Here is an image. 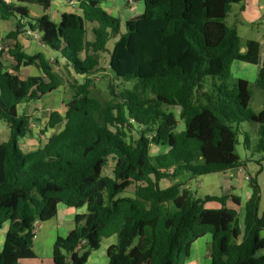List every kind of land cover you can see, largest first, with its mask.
Wrapping results in <instances>:
<instances>
[{
  "label": "trees",
  "instance_id": "1",
  "mask_svg": "<svg viewBox=\"0 0 264 264\" xmlns=\"http://www.w3.org/2000/svg\"><path fill=\"white\" fill-rule=\"evenodd\" d=\"M65 1L77 3L82 15L64 14L58 26L47 15L29 19L24 6L47 10L51 0L0 1V19L17 21L6 38L15 41L8 51L14 70L36 65L49 80H22L8 71L0 53V121L10 129L9 141L0 144V230L8 225L0 264L33 259L36 225L54 219L60 204L86 207L87 213L76 215L74 229L56 240L53 264H86L112 236L117 244L108 249L109 264H184L192 245L206 235L212 236L211 264H264V212L256 179L250 182L243 228L237 210L226 206L229 199L239 206L238 198L199 200L181 191V184L160 185L168 178L194 179L244 166L236 146L245 122L258 126L252 151L260 155L259 166L264 162V108L257 114L249 108L252 87L264 92V62L254 84L232 75L235 61L259 64L260 45L242 43L226 22L233 5L246 0H143V14L127 21L124 34L119 20L100 7L105 0ZM87 22L98 24L90 44ZM27 31L38 33L87 83L77 88L65 119L52 115L49 127L63 123V130L25 155L18 142L30 121L17 108L59 87L42 54L23 52L18 38ZM114 37L119 39L110 71L115 81L135 85L119 92L109 86L111 101L102 104L86 84ZM172 108L179 110L183 131L176 132ZM133 127L139 137L127 140ZM243 135L245 149L251 150L249 135ZM152 144L166 147V153L151 156ZM110 160L113 177L104 175ZM132 185L133 197L118 198ZM208 202L221 208L207 209Z\"/></svg>",
  "mask_w": 264,
  "mask_h": 264
},
{
  "label": "crops",
  "instance_id": "2",
  "mask_svg": "<svg viewBox=\"0 0 264 264\" xmlns=\"http://www.w3.org/2000/svg\"><path fill=\"white\" fill-rule=\"evenodd\" d=\"M100 7L107 14L119 20L121 34H124L126 32L127 21L142 15L145 10L143 0H133V3H130L129 0H105L100 4ZM26 9L30 17L38 18L47 15L54 24L57 23L58 25L60 24L62 16L64 14L82 15V11L79 9L77 3L67 2L65 0H51L50 7L47 10L43 9L44 12L42 15H37V13L31 11L29 7H26ZM16 22L17 21L15 18H10L5 21L0 19V47L4 52V61L6 68L10 73L18 75L22 80H26L30 77H42L45 79V81L49 82L39 66H20L18 70H14V66L16 65V63L12 58L8 56V51L15 44V41L7 40L6 38L9 33L15 31ZM226 22L229 27H233L237 30L238 36L242 43H245L247 41H256L260 45L258 65H250L240 61H235L232 64V71L236 80L243 79L249 82H255L257 74L264 62V37H260L261 33L259 26H263L261 23H264V0H246L233 5ZM97 27V23H86V41L89 44L95 41L93 30ZM112 39L114 40L112 48L110 49L108 47V44L111 40L110 39L106 45V51L99 54L100 65L98 70L91 76H97L100 73L111 72L109 62L108 65H102V58L105 54H108L110 61V54L114 48V44L119 39V37H114ZM18 42L21 44L23 52L26 55L34 56L37 54H42L48 65L53 68L54 75L59 81V87L55 91L41 97L37 101H24L17 108L18 115L27 116L30 121L29 132L18 142L19 149L23 154L27 155L45 147L51 137L59 134L63 130V123L55 126L54 128L49 127L51 117L54 113H57L62 119H65L68 105L71 101L67 93V78H69L68 75H75L76 79H80L82 76L76 75L73 70L69 66H67L65 60L61 59L58 53L48 48L41 41V38L39 40H35L32 36L24 33L19 36ZM244 49V52H246V48H242V50ZM82 56H85V54H82ZM176 111L179 115V110L177 109ZM183 130L184 126L180 131ZM9 139L10 129L5 122L0 121V144L7 143ZM242 167L244 168V171H240L239 168H235L223 172L226 180L224 183V193H222V195H212L204 197V199L206 197L231 196L238 198L240 200L239 206H234L230 199L226 202V206L227 208H234L235 210H237L240 222H244L245 205L253 193L250 182L252 179H256L257 181V175L261 174L263 171L262 165L259 166L256 160L252 159H250V161ZM247 175L250 176V181L246 180ZM178 178L188 180L191 183L193 182V179H188L187 177ZM199 178L196 179L199 180ZM168 179H164L162 180V182ZM201 183L202 182H200L199 185H201ZM171 186L172 185L166 188H169ZM184 190L190 192V190L188 189ZM262 193L263 192L261 190V200L259 208L261 214L264 212V208L261 207L263 197ZM205 208L219 209L221 208V205L217 202H208L205 204ZM85 213H87L86 207L76 209L60 204L58 206L57 216L54 219L45 223H41L37 226L33 242V252L35 254V257L33 259L21 260L19 264H53V252L56 240L58 238L67 237V235L74 229V219L76 215ZM7 231L8 225H5L0 230V253L3 250L6 241ZM262 237L264 238V235ZM211 242V235H206L203 238L197 240L192 245L189 256L185 258L184 264H211V259L209 256V247ZM116 244V236L104 239L99 249L91 253L86 264H109L107 254L108 249ZM261 254H264V252H262Z\"/></svg>",
  "mask_w": 264,
  "mask_h": 264
},
{
  "label": "rangeland",
  "instance_id": "3",
  "mask_svg": "<svg viewBox=\"0 0 264 264\" xmlns=\"http://www.w3.org/2000/svg\"><path fill=\"white\" fill-rule=\"evenodd\" d=\"M25 7H29L31 11L37 13V15L43 14V8L38 5H24ZM29 19H32V17L29 16ZM263 26H260V37H264V23H261ZM55 25H58L57 23ZM113 39L110 40L108 47L111 49L113 46ZM109 62V55L105 54L102 58V65H108ZM233 75V71H232ZM67 78V87H68V96L69 99L72 100V97L76 94L77 88L79 86H83L86 82L84 78L76 79L74 76H69ZM233 79H235V76L233 75ZM251 84H254L253 81H250ZM135 83H121L119 81L114 80V76L111 72L106 73H100L97 76H91L89 77L88 84H86L87 91L90 94V96L98 101H100L102 104H106L107 102L111 101V96L109 94V86L115 87V91L119 92L121 90H132ZM253 92V98L250 102V110L254 113H259L264 108V93L261 89H259L256 86L252 87ZM177 109H170L178 118V129L176 132H179L183 129V121L179 119ZM257 129L258 126L255 123L251 122H245L241 126V132L242 134L239 135L238 141L239 143L236 146V152L238 156L240 157L242 162L248 163L250 159L257 160L259 159V154H253V147L256 145L258 141V135H257ZM137 127H133L130 131L127 132V140L137 139L138 131ZM244 133H247L249 135L250 141H251V150H246L244 147ZM167 148L164 146H155L154 144L150 147V154L151 156H156L159 154L166 153ZM114 161L110 160L108 166L104 170V175L108 177H113V168H114ZM263 171L261 174L257 175V182L259 184L260 189L262 190V204L261 207L264 208V163H262ZM169 173V172H168ZM248 176V175H247ZM199 178V177H197ZM225 176L223 173H213L208 174L204 176H200L199 180L194 178L193 182L191 183L188 180H183L179 178H169L168 180H165L161 183V186L163 188H166L170 185H173L175 183L181 184L182 188L181 191L184 189L190 190V193L197 199H204L205 196H212V195H222L224 193V183H225ZM201 183V185H199ZM185 186V187H184ZM188 186V188H187ZM135 193V186L132 185L129 187L126 191L121 193L118 198L123 197H133ZM244 222H240L241 227L243 228ZM261 235H264V229L261 232Z\"/></svg>",
  "mask_w": 264,
  "mask_h": 264
},
{
  "label": "built area",
  "instance_id": "4",
  "mask_svg": "<svg viewBox=\"0 0 264 264\" xmlns=\"http://www.w3.org/2000/svg\"><path fill=\"white\" fill-rule=\"evenodd\" d=\"M2 2H4L5 4H12L14 0H0ZM130 3H133V0H129ZM27 34L32 36L35 40H39L41 37L38 33L35 32H31V31H27ZM3 51V49L0 47V53ZM240 171H244L243 167H239ZM250 176L246 177V180L250 181ZM38 224L36 225V229H37Z\"/></svg>",
  "mask_w": 264,
  "mask_h": 264
},
{
  "label": "water",
  "instance_id": "5",
  "mask_svg": "<svg viewBox=\"0 0 264 264\" xmlns=\"http://www.w3.org/2000/svg\"><path fill=\"white\" fill-rule=\"evenodd\" d=\"M245 51V49L244 50H242V52H244Z\"/></svg>",
  "mask_w": 264,
  "mask_h": 264
}]
</instances>
